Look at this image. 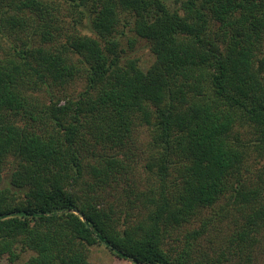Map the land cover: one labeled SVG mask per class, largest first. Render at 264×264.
Segmentation results:
<instances>
[{
	"label": "trees",
	"instance_id": "1",
	"mask_svg": "<svg viewBox=\"0 0 264 264\" xmlns=\"http://www.w3.org/2000/svg\"><path fill=\"white\" fill-rule=\"evenodd\" d=\"M98 246L264 254V0H0V264Z\"/></svg>",
	"mask_w": 264,
	"mask_h": 264
},
{
	"label": "rangeland",
	"instance_id": "2",
	"mask_svg": "<svg viewBox=\"0 0 264 264\" xmlns=\"http://www.w3.org/2000/svg\"><path fill=\"white\" fill-rule=\"evenodd\" d=\"M131 38H134L133 34H129ZM124 49L126 50V55L131 58H138L141 60L143 67H148L153 61L154 57L149 49V46L145 40L140 38H135L133 44H130L127 40L123 43ZM81 85L77 86V89H80ZM141 139L145 140V132L142 131ZM142 142V141H141ZM142 144V143H141ZM91 264H131L130 262L121 260L109 252L105 246L93 247L91 249L90 256ZM256 264H264V254L261 255Z\"/></svg>",
	"mask_w": 264,
	"mask_h": 264
}]
</instances>
